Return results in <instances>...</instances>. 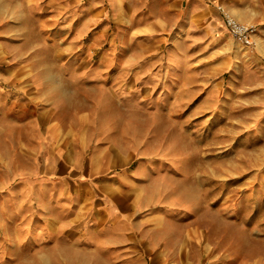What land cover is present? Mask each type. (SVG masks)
<instances>
[{"label":"rangeland","instance_id":"1","mask_svg":"<svg viewBox=\"0 0 264 264\" xmlns=\"http://www.w3.org/2000/svg\"><path fill=\"white\" fill-rule=\"evenodd\" d=\"M213 1L201 7L216 5L219 14L191 23L187 1L180 6L179 24L159 52L174 55V74H115L106 60L138 69L130 54H138L140 40L129 32L140 19L137 0H125L136 15L123 30L112 21L111 0H0V112L21 121L42 110L67 118L79 110L127 121L136 140L143 136L146 161L173 169L147 177L173 189L174 229L193 227L205 242L190 258L264 264V74H243L254 66L245 55L257 52L258 39L254 34L246 47L232 36L217 8L229 11L228 0ZM233 1L257 33L264 22L253 14L264 11V0ZM76 74L106 76L96 82ZM2 123L0 264H107L83 247L34 234L37 221L68 213L65 206L74 207L76 197L60 176L37 169L44 159L33 169L12 151L14 135L18 146L27 143L28 126ZM139 159H132L131 170Z\"/></svg>","mask_w":264,"mask_h":264},{"label":"crops","instance_id":"2","mask_svg":"<svg viewBox=\"0 0 264 264\" xmlns=\"http://www.w3.org/2000/svg\"><path fill=\"white\" fill-rule=\"evenodd\" d=\"M184 1L137 0L140 19L130 25L129 32L140 40L138 54H130L138 69L132 64L124 66L123 60L115 66L114 60L108 59L107 64L113 63L110 66L113 73L174 74V55L166 58L159 52L169 41V32L179 24L180 6ZM186 1L188 23L194 17L219 14L215 4V7H201L205 0ZM111 3L112 21L123 30L122 26L127 20L132 21L136 11L125 9V0H111ZM226 3L229 12L238 20L247 22L250 19L239 12L240 2L228 0ZM91 16L95 17V14ZM253 18L264 22V11L253 14ZM255 37L258 39L256 51L261 54L264 25ZM170 43V47H174V37ZM123 49L120 46V50ZM120 52L125 53L124 50ZM256 53L245 55L254 66L243 74H264V58ZM105 76L76 74L75 78L97 82ZM47 114L42 110L41 115L27 114L20 121L15 113H10L9 117L0 112V128L3 121L13 126H28L27 143L20 145L19 141L18 146L17 134L14 135L15 149L12 151L26 157L33 169L37 168L40 157L44 159L43 167L37 169L46 175L60 176L65 186L71 185V192L76 197L74 207L65 206L68 213L37 221L39 225L34 234L58 238L61 246L83 247L99 263L196 264L190 256L200 254V245L205 242H201L193 227L174 229L173 189L162 182L153 183L147 177L172 174L173 169L164 171L165 168H159V162L146 161L150 156L146 154L148 149L143 154V136L136 140L127 128V121L121 119H102L90 112L82 116L79 110L73 111L70 118L47 117ZM135 157L144 160L139 159L138 167L131 170L130 164ZM67 192L65 189L62 195L67 197Z\"/></svg>","mask_w":264,"mask_h":264},{"label":"built area","instance_id":"3","mask_svg":"<svg viewBox=\"0 0 264 264\" xmlns=\"http://www.w3.org/2000/svg\"><path fill=\"white\" fill-rule=\"evenodd\" d=\"M222 19L232 36L237 38L243 45L253 44V35L256 32V26L236 19L224 6L218 5Z\"/></svg>","mask_w":264,"mask_h":264}]
</instances>
